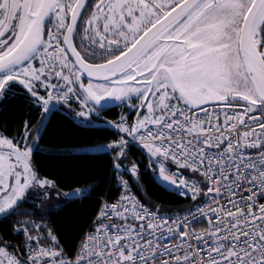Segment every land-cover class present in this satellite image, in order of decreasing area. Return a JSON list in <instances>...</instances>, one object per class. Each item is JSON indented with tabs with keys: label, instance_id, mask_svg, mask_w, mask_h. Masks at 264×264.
<instances>
[{
	"label": "snow or ice",
	"instance_id": "obj_1",
	"mask_svg": "<svg viewBox=\"0 0 264 264\" xmlns=\"http://www.w3.org/2000/svg\"><path fill=\"white\" fill-rule=\"evenodd\" d=\"M17 88L39 119L0 131V264H264V0H0V100ZM53 111L106 134L42 149ZM37 151L107 157L122 191L62 185ZM144 170L185 215L133 194ZM62 198L96 201L78 244L45 215Z\"/></svg>",
	"mask_w": 264,
	"mask_h": 264
},
{
	"label": "trees",
	"instance_id": "obj_2",
	"mask_svg": "<svg viewBox=\"0 0 264 264\" xmlns=\"http://www.w3.org/2000/svg\"><path fill=\"white\" fill-rule=\"evenodd\" d=\"M14 90L16 95L13 96L9 93L7 100H0V131L8 133L15 132L17 125L26 120L29 115H32L33 124L39 119L38 116L33 115L38 110L34 105H28L26 94L20 95L21 90L18 88ZM123 113L129 114V120L134 121L137 112L130 111L126 105H120L102 112L101 115L109 119H115ZM95 119L93 117V120ZM6 125L8 127H5ZM105 134V130L81 129L75 122L63 115L61 111H53L49 117L47 131L44 133L45 137L39 141V144L42 149L67 148L76 146L77 143H93L95 139H99ZM110 135L111 133L108 134V136ZM84 138L94 139L82 140ZM136 155H140V153L137 152ZM34 158L41 171L49 174L50 178L57 179L62 185L71 187L75 186L76 183H84L86 180L102 178L103 183L92 193L93 196L99 195L101 199L108 197L109 200H113L118 198L120 194V189L116 187L115 181L111 178L107 157H77L76 154L64 155L37 151ZM145 164H147L146 159ZM143 167L141 165V168ZM127 177L132 184L131 178ZM133 188L143 202L147 203L144 199L146 197L155 205L162 206V211L165 213H183L184 209L192 203L191 200L180 198L171 189L157 183L153 179L151 170L142 171L139 176V188L135 185H133ZM110 190L111 192H109ZM29 199H32V197H29ZM35 202L40 203V201ZM93 204H96L95 200H86L83 205L79 201H68L61 207L46 212L45 215L51 216V219L62 228L68 238L73 243L78 244L81 232H86L92 223L85 217L95 216L91 211ZM22 207L34 211L31 204H25ZM36 219L39 220L41 217H36ZM6 223V221H0V226ZM22 239L23 234L13 238L16 243H19Z\"/></svg>",
	"mask_w": 264,
	"mask_h": 264
},
{
	"label": "built area",
	"instance_id": "obj_3",
	"mask_svg": "<svg viewBox=\"0 0 264 264\" xmlns=\"http://www.w3.org/2000/svg\"><path fill=\"white\" fill-rule=\"evenodd\" d=\"M94 118H96V117H94ZM124 178L125 179H128V177L126 176V175H124ZM115 181V180H114ZM129 183H130V185H131V182H130V180H129ZM115 185H116V181H115ZM171 189V188H170ZM178 197H180V198H183V199H189V200H191L190 199V197H185V195L183 194V192H177V191H175V190H173V189H171ZM122 191V189H120V192ZM132 191H133V194H135V195H137L136 193H135V191H134V188H133V186H132ZM137 197L139 198V196L137 195ZM114 200V199H113ZM112 200H109V202H111ZM143 202V201H142ZM145 203V202H144ZM219 203L221 204V205H224L225 207H230V205H228V202H227V200L226 199H220L219 200ZM203 204L204 205H207L208 204V201H204L203 202ZM153 211H155L154 209H153ZM193 211H195L194 209H193ZM205 211H207V208H205ZM183 215H185V212H183V213H179V214H173V215H171V216H168V217H166V219H168L169 220V222H172V221H174L175 219H176V217L177 216H183ZM191 217H189V220L191 221ZM208 219H212V221H213V223H215V218L214 217H207V216H205V217H203L202 219H197L196 220V222H190L189 223V227L190 228H195L196 230H199V229H201V228H206L207 227V221H208ZM92 223H94V219L92 220ZM91 223V224H92ZM173 226H175V225H173ZM87 231H89V228L86 230V232ZM79 243V242H78Z\"/></svg>",
	"mask_w": 264,
	"mask_h": 264
},
{
	"label": "rangeland",
	"instance_id": "obj_4",
	"mask_svg": "<svg viewBox=\"0 0 264 264\" xmlns=\"http://www.w3.org/2000/svg\"><path fill=\"white\" fill-rule=\"evenodd\" d=\"M82 78L84 79V82L87 83V79L84 78V76H83ZM132 103L135 104L136 101L133 100ZM125 105H126V104H125ZM126 106H127V105H126ZM128 108H129V107H128ZM130 111H132V110H130ZM167 187H168V186H167ZM66 202H68V201L63 200V198H62V199H61V203H60V205H59L58 207H53V208H51L50 211H51V210H55V209L61 207V206H62L63 204H65Z\"/></svg>",
	"mask_w": 264,
	"mask_h": 264
},
{
	"label": "water",
	"instance_id": "obj_5",
	"mask_svg": "<svg viewBox=\"0 0 264 264\" xmlns=\"http://www.w3.org/2000/svg\"><path fill=\"white\" fill-rule=\"evenodd\" d=\"M83 76H84V78H86V79H87V76H86V74H83Z\"/></svg>",
	"mask_w": 264,
	"mask_h": 264
},
{
	"label": "crops",
	"instance_id": "obj_6",
	"mask_svg": "<svg viewBox=\"0 0 264 264\" xmlns=\"http://www.w3.org/2000/svg\"><path fill=\"white\" fill-rule=\"evenodd\" d=\"M136 116H137V113H136V115H135V118H134V120L136 119Z\"/></svg>",
	"mask_w": 264,
	"mask_h": 264
}]
</instances>
